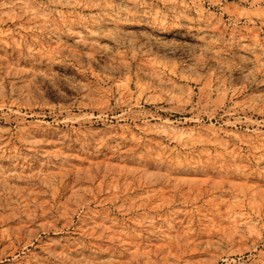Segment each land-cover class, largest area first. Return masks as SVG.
Returning a JSON list of instances; mask_svg holds the SVG:
<instances>
[{
	"label": "rangeland",
	"instance_id": "374dc122",
	"mask_svg": "<svg viewBox=\"0 0 264 264\" xmlns=\"http://www.w3.org/2000/svg\"><path fill=\"white\" fill-rule=\"evenodd\" d=\"M0 264H264V0H0Z\"/></svg>",
	"mask_w": 264,
	"mask_h": 264
}]
</instances>
